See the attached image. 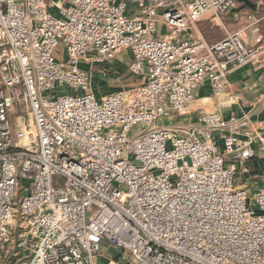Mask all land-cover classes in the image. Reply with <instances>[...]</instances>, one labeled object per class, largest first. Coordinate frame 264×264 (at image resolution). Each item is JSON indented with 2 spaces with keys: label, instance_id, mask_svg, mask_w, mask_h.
I'll use <instances>...</instances> for the list:
<instances>
[{
  "label": "built area",
  "instance_id": "1",
  "mask_svg": "<svg viewBox=\"0 0 264 264\" xmlns=\"http://www.w3.org/2000/svg\"><path fill=\"white\" fill-rule=\"evenodd\" d=\"M250 1L231 29L245 0H0V250L19 213L25 264H264L250 115L181 121L203 84L223 96L233 69L264 62ZM124 51L140 82L98 94L84 63Z\"/></svg>",
  "mask_w": 264,
  "mask_h": 264
},
{
  "label": "crops",
  "instance_id": "2",
  "mask_svg": "<svg viewBox=\"0 0 264 264\" xmlns=\"http://www.w3.org/2000/svg\"><path fill=\"white\" fill-rule=\"evenodd\" d=\"M252 9L244 3V5L240 4L239 7L229 11L226 14L229 27L231 29L244 27L248 23L244 14ZM262 11L264 13V6ZM202 23H209L212 28L215 25L217 26L211 19H202L199 21V25L201 26ZM260 29L264 33V20L260 24ZM203 36L205 37L204 34ZM219 38L221 37H205L210 43L217 41ZM248 42L253 43V32L251 30L249 31ZM85 65L84 67H86ZM99 67L96 65L94 67L95 71L103 72V70L98 69ZM226 80L228 90L223 96L215 95L208 84H203L199 88L196 99L189 106V113L181 118L182 123H195L199 114L203 112L217 111L226 116L231 113L248 114L250 115L251 128L257 131L264 142V62L253 61L237 67L227 75ZM249 163L252 168L251 177L260 175L264 169V155L259 152V155ZM3 251L0 250L1 255Z\"/></svg>",
  "mask_w": 264,
  "mask_h": 264
},
{
  "label": "rangeland",
  "instance_id": "3",
  "mask_svg": "<svg viewBox=\"0 0 264 264\" xmlns=\"http://www.w3.org/2000/svg\"><path fill=\"white\" fill-rule=\"evenodd\" d=\"M199 29L206 38H211V36L222 37L224 34L220 26L215 25V27L212 28L209 23H202L201 26L199 25ZM131 57L132 55L129 51L118 53L112 61L106 62L104 65H98L100 66L98 69L103 70V72H96L94 68H88L90 66L89 64L85 65L84 63L86 68L92 74V89L98 94H105L120 87L137 85L140 82V77L131 72L129 69ZM165 121L168 122L166 119ZM165 121H159L158 124L164 123ZM138 128V130H147L143 125ZM259 180L262 185L264 183V179L260 177H256L254 182H252L251 179H246L245 181V183H250L249 198L247 199L248 207H250L253 203V198L251 197L255 195V190L258 188ZM96 211L97 207L93 205L87 210V218L93 215ZM20 229V216L19 213H16L14 224L11 226L13 242L8 246L7 250L4 249V261L0 262V264H25V262L29 259V251L19 243L21 240L18 236Z\"/></svg>",
  "mask_w": 264,
  "mask_h": 264
},
{
  "label": "water",
  "instance_id": "4",
  "mask_svg": "<svg viewBox=\"0 0 264 264\" xmlns=\"http://www.w3.org/2000/svg\"><path fill=\"white\" fill-rule=\"evenodd\" d=\"M246 1V4L252 8H255V5L254 3H252L250 0H245Z\"/></svg>",
  "mask_w": 264,
  "mask_h": 264
}]
</instances>
